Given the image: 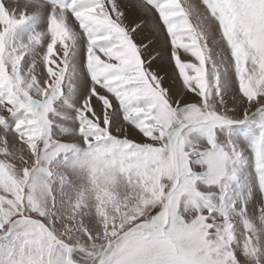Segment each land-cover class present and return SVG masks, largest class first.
I'll return each instance as SVG.
<instances>
[{
    "label": "snow or ice",
    "instance_id": "obj_1",
    "mask_svg": "<svg viewBox=\"0 0 264 264\" xmlns=\"http://www.w3.org/2000/svg\"><path fill=\"white\" fill-rule=\"evenodd\" d=\"M0 264H264V0H0Z\"/></svg>",
    "mask_w": 264,
    "mask_h": 264
},
{
    "label": "bare ground",
    "instance_id": "obj_2",
    "mask_svg": "<svg viewBox=\"0 0 264 264\" xmlns=\"http://www.w3.org/2000/svg\"><path fill=\"white\" fill-rule=\"evenodd\" d=\"M193 4L194 5H198L199 4V0H193Z\"/></svg>",
    "mask_w": 264,
    "mask_h": 264
},
{
    "label": "rangeland",
    "instance_id": "obj_3",
    "mask_svg": "<svg viewBox=\"0 0 264 264\" xmlns=\"http://www.w3.org/2000/svg\"><path fill=\"white\" fill-rule=\"evenodd\" d=\"M191 2L193 3V0H191Z\"/></svg>",
    "mask_w": 264,
    "mask_h": 264
}]
</instances>
